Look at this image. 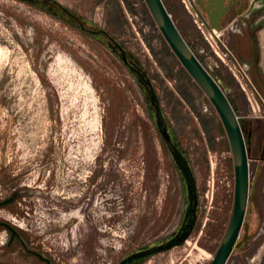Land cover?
<instances>
[{"label":"rangeland","instance_id":"obj_1","mask_svg":"<svg viewBox=\"0 0 264 264\" xmlns=\"http://www.w3.org/2000/svg\"><path fill=\"white\" fill-rule=\"evenodd\" d=\"M49 1L0 0V203L11 199L0 206V220L17 224L28 245L53 264H119L179 231L189 205L186 181L159 132L146 86L122 60L116 40L152 82L199 198L188 239L136 264H210L233 216L236 181L214 105L144 0ZM162 1L226 92L248 149L249 199L227 264H264V105L253 112L211 46L220 52L226 45L264 99V0L247 2L245 48L238 33L205 37L182 0ZM92 173L96 187L88 190Z\"/></svg>","mask_w":264,"mask_h":264},{"label":"water","instance_id":"obj_2","mask_svg":"<svg viewBox=\"0 0 264 264\" xmlns=\"http://www.w3.org/2000/svg\"><path fill=\"white\" fill-rule=\"evenodd\" d=\"M153 19L155 20L159 30L161 31L166 42L171 47L172 51L181 62L184 69L197 83V85L204 91L211 103L217 110L224 128L226 130L228 140L232 149L234 166H235V203L233 216L225 235V238L216 253L214 259L210 264H227L236 245L242 228L248 199H249V186H250V170L248 149L246 147L245 137L242 127L240 125L238 116L232 106L226 92L220 83L213 77V75L204 67L201 61L192 51L189 44L182 36L180 30L176 26L172 16L166 9L162 0H144ZM213 2L214 0H210ZM225 0H216V4L210 5L209 8L203 6V10L208 14L210 26L213 29L222 31V20L228 7L224 5ZM232 0L230 1V3ZM229 3V4H230ZM211 9V11H210ZM104 32V31H102ZM96 33V32H93ZM122 53V60L132 70L137 72L141 78V82L146 86L147 92L150 96V102L156 111L157 126L159 132L166 144L173 159L178 165L181 173L183 174L187 190L189 205L185 212L182 225L179 231L167 242L160 245L135 252L121 260L119 264H135L141 260L147 259L155 254H159L172 248L182 245L190 236L194 229L197 219V209L199 204L197 183L194 176L192 167L188 159L184 156L178 146L172 141V137L168 130L167 122L164 118L162 108L160 106L159 98L156 94L152 82L146 78L133 64H131L126 56L123 47L113 40Z\"/></svg>","mask_w":264,"mask_h":264},{"label":"flooded vegetation","instance_id":"obj_3","mask_svg":"<svg viewBox=\"0 0 264 264\" xmlns=\"http://www.w3.org/2000/svg\"><path fill=\"white\" fill-rule=\"evenodd\" d=\"M230 1L231 0L224 1V5L228 7V10L226 11V14L224 15L221 22L222 26L226 18L233 17L234 19H237L244 13V11L248 9V0H232L231 3ZM193 3L200 9L203 16L208 18V14L203 10V6L209 8L210 5L216 4V0H214L213 2H211L210 0H193ZM101 33L104 34V32ZM134 67L139 70L136 65H134ZM135 73L137 74V72ZM96 177L97 176L92 173V175L88 176L89 180L85 179V182H90V184L88 185V190H90V186L92 187V189L96 187L95 184H91L92 182H95ZM87 193L88 192H86V194ZM10 201L11 199L2 202L0 203V206H3ZM17 227V224L10 222L8 219L0 220V229H2L7 236L4 241H1V237L4 238V236L0 233V264H21L20 262L16 261V258L18 259L19 256H23L21 255L22 253L25 254L22 264H53L52 258L43 253L41 249L32 248L28 245L27 241L24 239ZM30 256L33 258V263H28L27 261V258H29Z\"/></svg>","mask_w":264,"mask_h":264},{"label":"built area","instance_id":"obj_4","mask_svg":"<svg viewBox=\"0 0 264 264\" xmlns=\"http://www.w3.org/2000/svg\"><path fill=\"white\" fill-rule=\"evenodd\" d=\"M187 11L191 15L195 25L198 30L206 37L209 34L211 37L214 35L216 37V29H213L210 26L208 18L203 16L200 9L195 6L193 0H182ZM213 51L219 56L223 63L227 66L228 70L231 72L237 83L239 84L241 90L245 93L247 100L254 113L260 110V103L264 105V99L254 85L253 80L251 79L248 68L245 64H241L238 58L234 56L231 50L224 44H222L223 49L217 51L214 46L211 44Z\"/></svg>","mask_w":264,"mask_h":264},{"label":"crops","instance_id":"obj_5","mask_svg":"<svg viewBox=\"0 0 264 264\" xmlns=\"http://www.w3.org/2000/svg\"><path fill=\"white\" fill-rule=\"evenodd\" d=\"M250 10L249 8L244 11V13L238 17L237 19L233 17H228L223 22V30L229 34L231 33H238L242 39V43H244L245 46L248 47L249 44V38L243 33L244 28H246L248 19H249ZM242 56H247L246 52L241 53Z\"/></svg>","mask_w":264,"mask_h":264},{"label":"trees","instance_id":"obj_6","mask_svg":"<svg viewBox=\"0 0 264 264\" xmlns=\"http://www.w3.org/2000/svg\"><path fill=\"white\" fill-rule=\"evenodd\" d=\"M49 2L53 3L56 6H60L56 1L54 0H50ZM63 8V7H62ZM65 12H67V10L65 8H63Z\"/></svg>","mask_w":264,"mask_h":264},{"label":"bare ground","instance_id":"obj_7","mask_svg":"<svg viewBox=\"0 0 264 264\" xmlns=\"http://www.w3.org/2000/svg\"><path fill=\"white\" fill-rule=\"evenodd\" d=\"M215 32H216L217 35L221 33V31H218V30H216Z\"/></svg>","mask_w":264,"mask_h":264}]
</instances>
